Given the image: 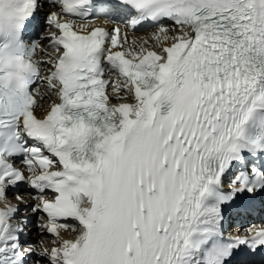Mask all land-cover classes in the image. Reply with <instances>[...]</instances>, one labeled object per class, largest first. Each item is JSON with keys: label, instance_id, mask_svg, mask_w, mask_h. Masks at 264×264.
<instances>
[{"label": "snow or ice", "instance_id": "1", "mask_svg": "<svg viewBox=\"0 0 264 264\" xmlns=\"http://www.w3.org/2000/svg\"><path fill=\"white\" fill-rule=\"evenodd\" d=\"M232 211L264 214V0H0V264H264Z\"/></svg>", "mask_w": 264, "mask_h": 264}, {"label": "bare ground", "instance_id": "2", "mask_svg": "<svg viewBox=\"0 0 264 264\" xmlns=\"http://www.w3.org/2000/svg\"><path fill=\"white\" fill-rule=\"evenodd\" d=\"M26 199V198H25ZM26 201H28L26 199ZM29 202V201H28ZM24 207V206H23ZM240 217L232 215L231 213L229 214L228 220L226 222V225L228 226H233V227H238L240 223L238 222Z\"/></svg>", "mask_w": 264, "mask_h": 264}]
</instances>
